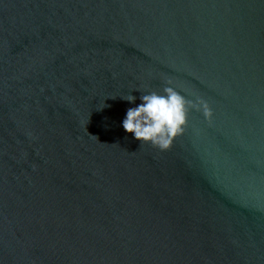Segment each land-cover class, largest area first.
<instances>
[{
  "label": "water",
  "instance_id": "1",
  "mask_svg": "<svg viewBox=\"0 0 264 264\" xmlns=\"http://www.w3.org/2000/svg\"><path fill=\"white\" fill-rule=\"evenodd\" d=\"M0 264H264V0H0Z\"/></svg>",
  "mask_w": 264,
  "mask_h": 264
},
{
  "label": "clouds",
  "instance_id": "2",
  "mask_svg": "<svg viewBox=\"0 0 264 264\" xmlns=\"http://www.w3.org/2000/svg\"><path fill=\"white\" fill-rule=\"evenodd\" d=\"M168 83L171 84V81ZM121 98L130 103L136 100L131 94ZM140 100L142 102L138 106L127 109L123 128L134 134L137 140L151 143L161 150L170 148L173 140L184 131L191 109L202 108L205 117L212 115L203 99L195 102L188 100L171 86L165 87L163 94L156 91L142 94Z\"/></svg>",
  "mask_w": 264,
  "mask_h": 264
}]
</instances>
